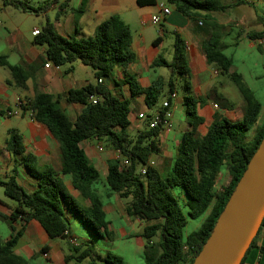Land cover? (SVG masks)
Segmentation results:
<instances>
[{"label":"trees","instance_id":"obj_1","mask_svg":"<svg viewBox=\"0 0 264 264\" xmlns=\"http://www.w3.org/2000/svg\"><path fill=\"white\" fill-rule=\"evenodd\" d=\"M4 8L28 13H39L41 7L34 8L30 0H1ZM56 0H54V3ZM180 13L190 20L203 17V25H207L205 17L211 13L225 12L232 6L250 5L247 0H233L227 5L219 0H168ZM157 0H137L139 7L154 6ZM83 13V9L78 11ZM202 13H205L203 16ZM257 15L260 16L256 11ZM210 36L202 46L203 53L210 65L218 72L229 75L240 87L246 107L242 118L232 121L220 111L214 114L213 122L202 135L199 132L205 118L200 108L207 99L213 98L216 105L223 110H233L236 105L218 89H214L205 98L194 96L189 90V79L192 70L185 52L184 40L174 34V56L168 61L159 56L153 67L167 68L170 78L166 82L159 78L149 87L143 88L138 79L128 75L125 83L129 85L132 97L144 95L146 105L152 110L158 105L159 98L164 96L167 85V100L172 105L176 95L174 77L176 74L187 79V94L183 105L188 118L189 128L183 135L179 152L169 176L151 165L153 155L160 153L159 139L163 128H148L134 138L128 132L132 126L130 119L131 99L113 92L106 84L116 68H128L137 60L133 50V33L128 24L118 14H113L102 22L91 37H68L60 34L55 22L48 21L34 35L33 44L45 47L46 62L56 67L70 65L67 73L74 70V63L81 61L89 66L96 79L80 88H72L58 98L41 91L22 105V113H32V118L45 126L57 141L61 156V173L51 164H40L39 157L27 151L24 136L16 129H11L5 141L3 152L15 158L28 174L37 180L35 189L28 192L19 182V167H14L13 174L5 179L0 177V188L5 195L17 202L10 217L11 222L32 220L40 222L49 238L67 240L69 255L67 264H125L124 259L112 252L106 256L98 255L91 244H72L69 221L66 211L69 210L80 219L85 227L96 237L114 240L110 230L104 203L93 185L100 179V171L91 164L85 145L91 139H107L120 153V157L109 162L106 181L108 186L121 199H130L126 205V213L144 221L142 238L145 239L146 264H193L212 235L214 228L223 213L238 183L245 174L249 163L264 139V121L254 130L252 139L247 134L259 121L262 104L257 95L245 86L243 76L233 70V59L223 51L226 44L213 42V34L222 28L219 23L210 26ZM251 40L264 39V30L249 34ZM162 41L157 37L154 45ZM261 50V46H259ZM0 65L10 70L12 82L16 88L26 89L28 80L33 76L36 67L12 65L8 57L0 56ZM102 81V82H100ZM61 100L69 104L84 106V110L72 120L65 109L60 106ZM96 101V102H95ZM158 109H163L161 106ZM0 115L9 117L0 110ZM143 169L146 173L143 174ZM228 171L229 179L221 189L217 184L222 171ZM62 175H71L73 187L89 205H81L66 188ZM178 187L184 189L190 198L188 215L197 219L208 212L206 219L198 230L185 237L187 216L174 194ZM12 234L9 240L0 237V264H30L27 259L15 253V248L24 234L25 226ZM260 236L264 237V219L258 234L252 241L241 264H244L254 249L264 254V246L258 244ZM157 238V241H155ZM48 247L43 248L46 253Z\"/></svg>","mask_w":264,"mask_h":264},{"label":"rangeland","instance_id":"obj_2","mask_svg":"<svg viewBox=\"0 0 264 264\" xmlns=\"http://www.w3.org/2000/svg\"><path fill=\"white\" fill-rule=\"evenodd\" d=\"M113 2L115 13H119L121 18L128 24L132 30L134 38L133 48H137V45L141 43L143 46L151 45L152 40L159 36V27L158 24L147 23L143 24V16L147 18L149 14H160L159 9L161 5H164L168 0H157V4L150 6L145 10L136 6L135 0H106ZM220 2L232 5L233 0H219ZM253 4V7L250 6H241L239 9L242 10L241 13L234 6L230 7L225 12H217L208 14L207 20V29L210 30V26L222 21H231L235 16H245L244 12H253L256 11L260 16L264 17V0H247ZM54 4V0H30V5L34 8L41 7L39 13L28 12L24 13L21 11L15 12L13 14H2L0 15L1 28L4 33H7V30L4 28L6 26L9 31L13 33L15 30L20 36V39L24 43L32 44L34 40V30L37 28L42 30L48 21L52 23L56 20L61 19L58 15L60 8L52 9L51 6ZM81 5L80 0H75L72 4V8L75 10L78 9ZM244 10V11H243ZM203 16L205 13H202ZM242 14V15H241ZM151 16V15H150ZM57 26V25H56ZM204 27V25L200 26ZM251 32H258L264 30V19H261L259 16L256 17V22L248 26ZM243 28L237 24L226 25L224 28H220L217 33L213 34L212 41L226 44L227 47L224 49V53L233 59V70L240 73L243 76L244 84L252 92H254L262 104V110L259 116V121L253 126L251 131L247 134V140H251L254 130L259 127L264 121V41L262 40H251L245 36L238 38L237 36L241 33ZM59 32V29H57ZM167 35L164 37L162 47L164 48L163 56L166 59H169L170 50L173 49L174 38L169 35L173 33V29L167 26ZM36 31V30H35ZM234 32V37L226 36L224 33ZM182 36L188 37L185 31H181ZM66 37L70 34H65ZM142 35V37H141ZM237 41L238 44L236 43ZM261 46V50L259 49ZM38 53L40 54L39 66L43 68L44 62H46V54L44 53L45 47L36 46ZM9 52L7 44L0 41V53ZM198 55L199 64L201 65L200 72L195 69V73L192 79H189L191 84V89L189 90L194 96L198 98H205L209 93L214 89H218L220 93L224 94L231 102H233L236 107L233 110H223L220 106H215L216 102L213 98L207 99L214 107L215 113L221 112L227 118L232 121H238L242 118L246 103L241 94L240 87L235 84V82L230 78L229 75H224L218 72L217 68L213 65H208V71L203 72V59ZM204 58V57H203ZM17 59L13 57L11 62L15 63ZM51 64V63H50ZM66 65L65 67H69ZM6 73L10 75V70L2 68ZM154 69V68H153ZM154 72L151 73V77H156L158 75H163L166 81L170 78V72L167 68H155ZM217 72V74L215 73ZM71 80L76 83L91 82L95 83L96 79L94 76L93 70L84 65L81 61L74 63V71L70 76ZM187 79L182 77L179 74H176L174 77V83L176 88V96L174 97L171 105L172 112V128L170 131L164 132L162 137L159 139L160 144V153L155 154L151 158V162H154V166L158 167L161 173L164 176H169L172 172V166L175 158L179 152V145L182 141L183 135L186 130L189 128L188 118L185 113L183 101L184 97L187 94V88L185 86ZM164 96L159 98L158 105L152 110L148 109L144 102V97L142 94L137 95L132 98L131 108L134 112L137 110H145L146 112H153L160 108L164 101L167 100L168 89L167 85L165 86ZM12 89V88H11ZM16 89V88H15ZM12 89L17 93H21V90ZM13 106V111H16L18 108L14 107L13 99L11 100ZM72 104L67 103L65 100H61L60 106L63 109H67L69 117L74 120L75 117L79 114V111H75L72 107ZM214 113V114H215ZM214 114L212 117L214 118ZM132 124L134 125V120L131 118ZM22 121V118L19 115H13L11 117L0 115V177L5 179L4 173L8 170L9 167H19V182L25 187L28 192H32V185L28 181L33 179L26 169L20 164L21 156L18 161H15V158L8 156L3 152L5 147V140L8 138V131L14 129ZM138 127L133 125L128 130L132 137L136 138L140 132L147 129L148 123L144 120H138ZM205 129V127H203ZM55 143V142H53ZM85 145L87 156L91 162L98 170L100 171V179L93 185V188L97 191L99 196L102 198L103 203L107 206L109 203L116 202V193L108 186L106 181L107 168L111 160L118 159L120 153L108 142L107 139L98 140L96 138L89 140ZM50 154H43L40 156V164H51L54 168L61 167V156L60 148L58 145H52L50 148ZM10 168V172L13 170ZM61 173V170H58ZM66 188L70 194L81 205H87V201L80 196V194L71 191L70 187L72 186V177L71 175H62ZM229 179L228 171L224 169L222 174L219 177L217 189L227 184ZM111 194V195H110ZM174 194L179 198L180 203L184 209V212L187 216V225L185 227L184 233L185 237L188 236L195 230H198L206 219L208 212L201 215L197 219H193L188 215L189 206H187L190 198L186 194L183 188L178 187L174 190ZM0 197L6 199L8 202L17 205V202L8 198L5 195L4 188H0ZM130 202V199H121V203L125 206ZM70 228L72 235L76 238L78 244H91L96 253L101 256H106L108 252H112L118 256H121L125 264H146V254H145V239L142 238L141 234L143 232L145 222L139 220L135 217H130L128 215H121L120 212H108L107 219L110 222V230L114 233V240L110 241L106 237H96L93 235L83 224V222L71 216ZM157 241V238H155ZM44 264H49L46 261H42ZM89 260L84 261L82 264H88Z\"/></svg>","mask_w":264,"mask_h":264},{"label":"crops","instance_id":"obj_3","mask_svg":"<svg viewBox=\"0 0 264 264\" xmlns=\"http://www.w3.org/2000/svg\"><path fill=\"white\" fill-rule=\"evenodd\" d=\"M80 1H81V5L76 10L71 7L72 4L75 2V0H56V2L52 4L51 6L52 9H56L57 7L60 8V12L58 13L57 16L60 15L59 17L61 19L55 21L57 25V29H59L60 34L64 35L65 33V34L75 35L77 32L79 37H85V38L91 37L95 33L96 28L102 22L107 20L113 14L119 15V13L114 12L115 9L117 8L114 6L113 2L111 1H106V0H80ZM135 2H136V6H138L137 0H135ZM164 5L165 7H168L170 9L169 14H165L162 11V8H160L159 9L160 14H149V16H147V18H149L150 15H159L161 17V20L158 24L160 25L159 27L160 34L159 36H157V37H161L162 39V41H160V44L158 46L154 45V41L157 37L154 40H152L151 45L149 46H143L141 43H139L137 45V48L135 49L133 48V50L137 54L136 62L131 64L126 69H123L122 67L116 68L115 71L113 72L112 77L110 79L105 80L107 86L113 92L119 95H124L125 97L131 99V105H132V98L134 97H132L131 95L129 85L125 83V80L128 75L135 76L143 88L149 87L159 78H164L163 75H158L152 78L150 72H154L153 70L157 68V67H153V62L159 56H163L162 54L164 48L162 47V43L164 41V37L167 35V31H168L167 26L172 28L173 29L172 31H174L171 34L169 33V35H171L174 38V34L177 33L184 40L186 56L188 58V63L192 70V76L190 79L193 78L195 69L199 70L198 72H200L199 67H201V65L199 64L198 55L201 56V52H202V56L204 57V58L202 57L203 59L202 63L204 64L203 72L206 73L209 68L208 65H210L207 62V59L202 50V46L204 42L210 36V31L207 29L205 24L204 27H200L202 25H200L199 23L203 21L202 19L203 17L199 16L196 20H190L189 18L185 17L182 13H180L169 2H167ZM241 6L243 5L234 6V8H237V10L243 13L242 10L239 9ZM148 7L150 6L140 7V8L145 10ZM81 9H83V13L78 12ZM12 10L15 9L10 7L4 8L2 6V1L0 0V15L2 14L11 15L13 14ZM17 11L18 10H15V12ZM244 13L246 14L245 16H240V17L235 16L231 21L220 20L218 23L219 25L222 26V28L226 27V25L230 26V24L240 25L243 28L242 29L243 31L239 33L237 37L242 38L243 36H245L249 38V34H252L254 32H251L248 26L256 22V17L258 15L257 13H253L251 11L250 12L246 11ZM147 18L146 16L145 17L143 16L142 19L143 24H145L144 20H146ZM1 24L2 23L0 20V41L5 42L7 44V48L9 52L7 51L4 53H0V56L3 55L7 56L9 63H11L12 65H18L23 67H31L34 65L36 67L33 76L27 82V88L19 89L16 88L15 85L12 84V82L10 84L7 83V81L9 80L12 81V74L11 72L10 75L6 73V71L2 69L6 67L0 65V110L4 111L9 117L13 116V115H9V111H13V106L11 104L12 99H13L14 107L18 108L19 101L25 104V102L28 99H31L35 95L36 91L46 92L58 98L60 95H63L72 88H80L88 83H91L88 81L84 83H76L72 81L70 76L72 75L74 70L72 72L67 73V70L69 69L70 66L67 68L65 66L56 67L52 63L51 64L49 63L50 65L49 67H47L48 64H44L42 68L38 64L40 59V54L38 53V50L36 46L33 44V42L32 44L22 42L17 32L14 30L12 33L11 31H9V29L6 26H4V28L7 30V33H4L2 31ZM35 30L38 29L36 28ZM181 31H185L188 37L184 38L181 34ZM224 35L226 36L228 35L233 38L234 32L229 31L227 33H224ZM262 41H264V39H262ZM238 42L239 41H237L236 43L238 44ZM133 46H134V42H133ZM169 52H170V56L169 59L167 60L172 61L174 56V45H173V49L170 50ZM13 57L17 59L16 60L17 62L15 63L11 62ZM215 73L217 74V72ZM11 88L12 89L16 88L18 90H21L22 92L17 93L15 91H12ZM71 107L75 111H79V113H81L84 110V106L78 104H72ZM146 107L150 109L147 105ZM134 111L133 110L131 111L130 119L132 118L134 120V125L133 124L132 125L134 127H138L139 124L138 115L140 113H145L146 111L145 110H137L138 112H134ZM214 113L215 110L213 105L211 104V102H209V100H206V104L200 108V114L205 118V123L201 125L199 128V132L202 135H204L207 132L208 127L213 122L212 115ZM17 115H19L22 118V121L14 129L18 130L23 134L27 151L37 155L39 157V160L41 155L50 154L49 151L51 148V144L58 145V143L51 136L48 129L45 126L37 123L31 117L30 112L23 114L22 110H20ZM203 127H205V129H203ZM10 168L11 167H9L8 170L5 171L4 173L5 178L13 174V172L9 171ZM11 169L13 170L14 167H12ZM56 170L57 171L61 170V167H57ZM28 182L29 184L32 185V189H35L37 180L33 178ZM70 189L71 191H73L74 189L75 192H77V194L79 193L73 187V185L70 187ZM116 200H117L116 202L109 203L107 206L104 205L106 214L108 212L118 211L122 216L127 215L126 208L121 203V198L119 197L118 194L116 195ZM87 205H89V202L87 203ZM16 207L17 205H14L8 202L6 199L0 197L1 239L4 241L9 240L12 234L14 233L13 229H15L16 231L21 230L22 226L24 225L25 226L24 234L15 248V253L17 255L27 259L30 264H44L42 262L43 260L48 262L49 264H67L66 259L67 256L69 255L68 241L51 240L47 232L43 228V226L40 224V222L36 220H32L27 224H25V222L23 221L11 222V220H9L8 218L10 217V215L12 214V212ZM65 216L69 221V226H70V222L72 220L71 216L74 215L69 210H67ZM74 218L76 217L74 216ZM70 237L75 238L72 235L71 228H70ZM258 244L260 246H264L263 236L259 237ZM44 247H48V250L46 251L48 257L44 256V252H43ZM244 264H264V254L261 253L260 249H254L250 253L249 257L247 258Z\"/></svg>","mask_w":264,"mask_h":264},{"label":"water","instance_id":"obj_4","mask_svg":"<svg viewBox=\"0 0 264 264\" xmlns=\"http://www.w3.org/2000/svg\"><path fill=\"white\" fill-rule=\"evenodd\" d=\"M264 219V139L193 264H241Z\"/></svg>","mask_w":264,"mask_h":264},{"label":"built area","instance_id":"obj_5","mask_svg":"<svg viewBox=\"0 0 264 264\" xmlns=\"http://www.w3.org/2000/svg\"><path fill=\"white\" fill-rule=\"evenodd\" d=\"M162 11L165 14H169L170 13V9L168 7H165V5H161ZM161 20V17L159 15H151L149 18H147L146 20H144V23H152V24H158ZM200 25H203L202 22L199 23ZM38 33V30L34 31V35ZM50 65L48 64L47 67H49ZM102 82V81H100ZM96 102V101H95ZM22 105H24V103L22 102H18V110L16 111H9V115H17L19 113L20 110H22ZM163 109H157L156 111L153 112H145V113H140L138 115L139 120H144L148 123V128L154 129L157 127H162L163 128V133L170 131L172 128V112H171V105L169 101H164L163 103ZM216 107L218 105H215ZM20 109V110H19ZM31 117H32V113L30 112ZM151 165H154V162L150 163ZM143 174L146 173V170L143 169ZM70 242L72 244H77L76 238H70ZM45 257H48L47 253H44Z\"/></svg>","mask_w":264,"mask_h":264}]
</instances>
